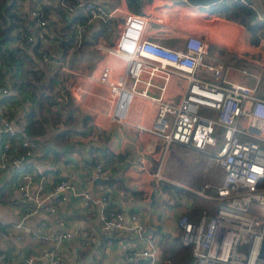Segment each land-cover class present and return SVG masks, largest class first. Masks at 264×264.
Here are the masks:
<instances>
[{"label": "crops", "instance_id": "obj_1", "mask_svg": "<svg viewBox=\"0 0 264 264\" xmlns=\"http://www.w3.org/2000/svg\"><path fill=\"white\" fill-rule=\"evenodd\" d=\"M62 0H16V10L20 15L18 24L8 29L9 37L2 41V53L8 66L2 71L0 82V112L13 118L16 136L0 135V161L3 140L11 144L10 156L20 151V140L29 137L34 141L33 152L24 166L16 167L10 160L3 166L0 163V252L7 251L10 258L20 264L29 254L39 255L35 264H45L43 252L51 241H37L31 238L34 230L57 232L63 225L49 212L48 206L54 201V185L67 178L75 189L87 188L89 199L66 188L65 201L59 204V214L65 219L64 228L75 231L72 238L63 241V251L67 264H130V251L150 246L149 234L160 256V264H194L192 250L185 254V246L180 238L178 218L184 212H194L196 217L202 208L216 209V203H204L196 207L192 197L184 191L191 190L183 179L162 176L177 166L183 165L182 157H174L175 152L189 147L177 143L171 146L173 153L165 156V140L158 135L141 131L127 124L109 125L102 114L108 102V88L105 84L83 81L81 65L90 61L91 73L97 72L99 58L97 41L113 37L100 18H94L85 26L82 34L75 27L74 15H85L86 8L70 11ZM68 3L71 0H64ZM101 3L107 10L117 8L118 13L126 10L159 13L166 8H174L171 23L152 21L146 36L179 46L168 38L181 37L186 30L203 33L210 42L206 60L221 61L227 67V77L258 84V91L264 95V28L260 40H251L247 25L218 11H212L210 4L198 5L186 0H85ZM256 5V12L264 20V0H249ZM43 7L48 19L45 36L38 37L34 44L21 46L25 31L34 32L31 9ZM260 15L263 16L260 17ZM70 23V24H69ZM247 29L249 46L239 50L243 32ZM4 36V35H3ZM72 36L67 49L63 40ZM2 37V36H1ZM0 37V38H1ZM81 45H78V44ZM41 48L49 54L44 58ZM16 50L9 59V51ZM7 54V55H6ZM234 56L236 62L245 63L231 71V65L224 59ZM73 57L70 65L64 64L67 57ZM11 60V61H10ZM231 71V72H230ZM239 71V72H238ZM206 78L214 79L209 70H201ZM79 81L82 84L77 85ZM77 82V83H76ZM76 83V84H75ZM8 90L4 91L3 86ZM71 96H63L66 91ZM158 93L156 87L150 88ZM144 120L153 119L155 105L148 103ZM92 114L104 130H98L91 122ZM26 133L24 136L22 132ZM4 138V139H3ZM170 156V157H169ZM98 163L104 165L105 173L96 175ZM187 165V163H186ZM32 171L35 178L28 183L35 191L38 182L43 180L42 191L45 198L35 210L34 202L23 201L19 188L20 172ZM43 170V172H42ZM184 176V169L180 170ZM109 179L100 181L97 178ZM163 180L174 186H163ZM187 182L190 179H187ZM181 186H179V185ZM214 191V190H212ZM209 192V190H208ZM212 193V192H211ZM210 193V194H211ZM109 195L107 206L126 213L137 212L146 226L145 232L138 235L130 229H114L111 242L101 235V198ZM206 198V197H205ZM198 209V210H196ZM22 221V225H18ZM6 233L2 234L1 231ZM93 234L94 238L90 239ZM139 260L148 262L140 257ZM1 264V263H0Z\"/></svg>", "mask_w": 264, "mask_h": 264}, {"label": "built area", "instance_id": "obj_2", "mask_svg": "<svg viewBox=\"0 0 264 264\" xmlns=\"http://www.w3.org/2000/svg\"><path fill=\"white\" fill-rule=\"evenodd\" d=\"M244 1L257 8L251 1ZM61 2L66 3L70 11L86 8V11L82 10L86 13L85 18L74 21L80 34L94 18H100L106 30L114 34L112 38L96 42L97 72L82 74L83 81L101 82L107 86L108 102L102 111L107 123L112 126L127 124L158 135L165 140L164 156L173 153L171 146L175 143L189 147L190 152L201 150L206 155L204 166L207 169L219 167L223 170L220 182L214 186L211 182L187 186L218 202L214 211L202 208L197 218H191L186 212L178 218L180 238L183 244L191 245L194 264H264V254H261L264 242V95L259 93L258 84L231 79L224 73L227 67L223 62L207 61L210 42L203 33L186 30L181 34L179 46L146 36L152 21L170 24L175 15L174 8L159 13L134 10L118 13L117 8L107 10L101 3L93 1ZM31 17L34 32L23 33L21 46L24 48L34 44L38 37H44L48 25L40 5L31 9ZM41 50L44 58H49L47 51ZM7 66L0 50V70ZM201 70L211 71L214 79L206 78ZM80 84L82 81L77 83ZM152 87H156L158 93L151 92ZM63 96L71 94L67 90ZM148 103L155 105L150 122L144 120ZM88 115L98 130H104L92 114ZM6 134L16 136L17 131L13 118L0 112V135ZM2 144L1 165L5 166L10 160L21 168L33 152L34 141L23 138L20 151L11 158L8 157L12 147L10 141L3 140ZM173 156L182 157L181 161L187 163L190 154L181 150ZM179 160L176 159L173 170L178 167ZM96 175L109 177L102 163L97 164ZM162 176H166L164 172ZM34 178L32 171H21L19 188L22 200H32L37 210L45 195L42 179L35 191L29 188L28 183ZM66 188L91 198L87 188L75 189L74 183L67 178L54 185L56 197L48 209L63 228L55 233L34 230L31 234L33 240L51 241L42 254L46 257L45 264H67L63 241L76 234L74 230L64 228L65 219L58 210L59 204L67 198ZM209 188L214 189L213 194L208 192ZM108 202L109 195L104 194L100 211L101 235L111 242L110 233L114 229L128 228L138 235L145 232L146 226L137 212L108 208ZM2 224L4 221L0 217ZM18 225H22V221ZM148 236L149 247L128 253L130 264H160L154 237ZM93 238L91 234L90 239ZM140 257L149 263L139 260ZM38 258L39 255L29 254L20 264H35ZM0 263L16 264V261L7 251H1Z\"/></svg>", "mask_w": 264, "mask_h": 264}, {"label": "trees", "instance_id": "obj_3", "mask_svg": "<svg viewBox=\"0 0 264 264\" xmlns=\"http://www.w3.org/2000/svg\"><path fill=\"white\" fill-rule=\"evenodd\" d=\"M16 7H17L16 0H0V37L5 34V31H4L5 25H7L9 29L18 24L17 20L20 19V15L17 12ZM210 9L212 11H218L222 14H226L227 16L231 18H235V19H238L244 22L251 31L252 42L256 43L260 40L262 31L264 28V20L258 17L256 10L246 1L244 0H219L217 2L211 3ZM85 16L86 15H82L81 13H77L76 15H74L75 19L80 18L81 20H83ZM75 19H72L70 23L72 24V22H74ZM2 49L5 50V48H1L0 50ZM15 52L16 50H13V49L9 51V54H10L9 59L14 57ZM5 59H6V62L8 63L7 58ZM1 73L2 71H0V79H2ZM2 84L3 83L0 82V85ZM4 87H7V86L4 85L3 89ZM22 134L25 136L26 135L25 131L22 132ZM20 143H21V140H20ZM8 155L10 156V149L8 150ZM162 182H163L162 183L163 186L165 187L171 185L177 188L173 183L169 181L163 180ZM108 208L110 207L108 206ZM186 213L191 218L196 217V214L193 211L186 212ZM184 246H185V254H189V252L192 250L191 245L184 244Z\"/></svg>", "mask_w": 264, "mask_h": 264}, {"label": "rangeland", "instance_id": "obj_4", "mask_svg": "<svg viewBox=\"0 0 264 264\" xmlns=\"http://www.w3.org/2000/svg\"><path fill=\"white\" fill-rule=\"evenodd\" d=\"M179 38H181L178 35H174L172 37H169L168 40L175 42V40L177 41ZM78 44V43H77ZM81 45V44H78ZM249 46V34L247 32V29H245V31L243 32L240 42L238 44V49L242 50V49H246ZM100 55V53L98 54ZM73 59V57H67V59H65L64 64L66 65H70V61ZM211 59V57L209 58ZM207 61H210V60ZM224 59L228 60L227 63L231 65V71H236V67L245 64V63H238L236 62V59L234 58V56H230L228 55L227 57H225ZM86 64L81 65V67H83V70H87L86 72H91V64L90 61H85ZM212 62H216V61H212ZM230 71V72H231ZM239 72V71H238ZM227 76V75H226ZM188 153L190 154V156L188 157V162L187 165L185 162H183V165L178 166L177 168H175L174 170H170V173L165 172L164 175H167L169 178H172L174 180L176 179H183V181H181L182 183H185L187 185H191V186H195L197 187L198 184L200 183H204V182H211L212 185L214 186L215 184L219 183L222 176H223V170L219 167H213L210 169H207L204 164H205V159H206V155L203 151L201 150H197L195 149V151L190 152L188 151ZM185 160V159H184ZM183 170L187 173H185L184 176H180L181 171ZM190 179L188 182L186 180ZM179 185V184H178ZM181 186V185H179ZM182 188L179 189L180 191H184L186 194H188L189 197H192L194 200V204H196V207L201 208L204 203H212L214 201V198H205L202 195L192 191V190H186L183 188V186H181ZM209 192L212 194L214 193L213 188H209L208 189ZM216 203V206L218 204L217 201H214L213 204ZM204 208H207L204 206ZM208 209V208H207Z\"/></svg>", "mask_w": 264, "mask_h": 264}, {"label": "water", "instance_id": "obj_5", "mask_svg": "<svg viewBox=\"0 0 264 264\" xmlns=\"http://www.w3.org/2000/svg\"><path fill=\"white\" fill-rule=\"evenodd\" d=\"M189 1L191 3L198 4V5H206V4H211V3L217 2L219 0H189ZM6 28L7 27H4V31H5L4 36H2L0 38V47L2 45V41L9 37V34H8ZM71 39H72V36H70V37H68V38L63 40V46H64L65 50L67 49L68 44L70 43ZM97 179L100 180V181H110L109 179H103L102 177H99ZM261 254H264V242H263V245H262Z\"/></svg>", "mask_w": 264, "mask_h": 264}]
</instances>
